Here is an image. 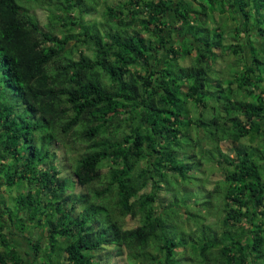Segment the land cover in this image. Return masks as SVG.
<instances>
[{
    "label": "trees",
    "instance_id": "trees-1",
    "mask_svg": "<svg viewBox=\"0 0 264 264\" xmlns=\"http://www.w3.org/2000/svg\"><path fill=\"white\" fill-rule=\"evenodd\" d=\"M0 264H264V0H0Z\"/></svg>",
    "mask_w": 264,
    "mask_h": 264
},
{
    "label": "rangeland",
    "instance_id": "rangeland-1",
    "mask_svg": "<svg viewBox=\"0 0 264 264\" xmlns=\"http://www.w3.org/2000/svg\"><path fill=\"white\" fill-rule=\"evenodd\" d=\"M36 12L39 14V17L42 19V20H45V17H44V14L43 13H41L40 12V10L39 9H37L36 10ZM222 25H224V26H227V23L226 22H224V23H221ZM231 25L233 24V23H230ZM237 25V24H236ZM232 27H233V25H232ZM61 27H59V26H57V29H60ZM239 37L241 38L240 40H242V38L244 39V38H247V37H245V35H244V32H242V31H240L239 30ZM255 38V35H254V33L253 34H251V38ZM227 40H231V38H229V37H227ZM72 43V41L70 42V44ZM219 61L220 62H223V58L222 57H220V59H219ZM186 63H188V61H185V64ZM224 68V67H223ZM225 72H227L226 70H223L222 72H221V74H224ZM228 74H226L225 76H224V78H226V76H227ZM195 147H197V148H199V150H201L202 148H204L205 146H200V145H195ZM221 147H222V150L223 151H225V152H227V153H233V151L231 150V145H230V143L229 142H221ZM201 152V151H200ZM199 153V151H197V153L196 154H198ZM200 173H201V171H198V176H200L201 177V175H200ZM205 180L207 179V178H204ZM200 195H204V193H202V194H200ZM186 197V196H185ZM185 204H187L188 205V207L189 206H193V202H192V200H191V202L189 201V200H187L186 202H185ZM183 206H185V205H183ZM182 207V205L181 204H179V208H181ZM179 218V217H178ZM178 218H176L174 221H173V226H175L176 228H179V229H181L182 228V230H181V234L177 237V240L178 239H180L181 238V236H188V235H186L185 234V232L187 231V229H186V224L185 225H182L183 223V221L181 220V219H178ZM184 219H185V217H184ZM130 224H133V221H131V220H129L128 221ZM164 222H165V224H167V223H170V222H172V219H169V218H164ZM189 223L191 224V223H193L192 221H191V219H189ZM28 228H30V230H32V228H31V225H28V227H27V229ZM26 229V230H27ZM211 235H213L212 233H211ZM224 236V235H223ZM187 239V238H186ZM176 240V239H175ZM187 243H190V239H188L187 240ZM182 245V244H181ZM183 246V245H182Z\"/></svg>",
    "mask_w": 264,
    "mask_h": 264
}]
</instances>
